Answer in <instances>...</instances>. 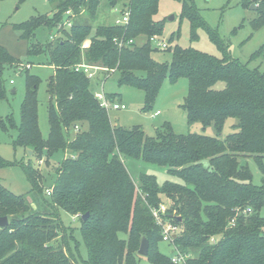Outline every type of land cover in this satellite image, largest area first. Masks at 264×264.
Returning <instances> with one entry per match:
<instances>
[{"label":"trees","instance_id":"obj_1","mask_svg":"<svg viewBox=\"0 0 264 264\" xmlns=\"http://www.w3.org/2000/svg\"><path fill=\"white\" fill-rule=\"evenodd\" d=\"M159 1L49 0L52 13L14 24L28 42V55L45 54L56 68L47 82L48 136H43L39 123L41 78L27 72L20 122L8 117L17 130L14 144L30 148L32 157L36 161L44 157L46 164L59 151L71 153L55 169L51 195L34 161L24 165L29 193L15 194L0 180V216L9 217V225L0 227V264H75L61 211L77 213L82 220L84 264H139L143 236L150 240L147 258L152 264H175L159 248L162 227L153 210L160 209L162 195L171 203L160 214L180 226L173 244L192 255L187 264H264V68L231 58L224 41L202 20L194 0H181L182 16L190 19L193 29L207 27L211 39L225 51L223 57L170 43L171 60L161 62L152 56L156 50L148 41L119 50L116 37L147 40L162 34L163 24L156 18ZM249 1L258 4L259 16L252 25L264 26V0ZM102 4L109 11L128 6L129 24L101 22ZM69 9L76 14L71 29L54 40L33 42L41 27L57 32ZM83 12L91 21L77 18ZM257 59L264 64V44L251 56V61ZM83 62L115 69L121 85L143 90L144 110L154 103L166 79L176 83L187 78L183 107L188 122L214 126L221 133L232 117L235 131L221 139L177 134L165 124L164 130L150 137L138 126H116L95 97L93 81L73 68ZM19 64L21 59L0 44V100L7 97L5 70ZM219 81L225 83L223 88L214 87ZM107 95L113 101L119 97ZM0 123L5 127L1 113ZM84 123L85 129L80 126ZM77 125L80 129L75 131ZM249 157L263 173L261 185L253 183ZM127 159L160 165L177 180L161 184L156 175L141 172L137 185ZM7 164L0 155V167ZM32 199L42 204L41 210L33 207ZM87 212L90 216L84 220Z\"/></svg>","mask_w":264,"mask_h":264},{"label":"rangeland","instance_id":"obj_2","mask_svg":"<svg viewBox=\"0 0 264 264\" xmlns=\"http://www.w3.org/2000/svg\"><path fill=\"white\" fill-rule=\"evenodd\" d=\"M194 4L199 10L204 23L224 41L231 58L244 63L250 62L249 66L251 68L257 66H260L261 69L264 68V64L260 60L251 61L252 54L264 44V26L256 28L251 23L259 16V12L256 10L258 7L257 2L249 0H194ZM52 10L49 0H26L23 3H20L19 0L0 1V44L5 46L15 57L21 59V64L8 66L9 68L5 70L7 97L0 100V113L5 124L4 127L0 123V155L8 163L0 167V180L5 187L15 194H26L31 189V184L24 171V165L28 162H37L39 170L44 174L45 187L53 188L56 179V167L62 159L71 153L70 150L59 151L50 156L48 164H46L44 157L36 161L32 157L33 152L30 153L32 151L30 148L27 151L21 146H15L14 141L17 137V130L10 125L8 118L13 116L17 123L20 122L21 106L26 92V74L27 72L36 74L41 78L38 91L39 123L43 136L47 137L49 134L50 124L47 106L50 96L47 93V82L50 76L56 73V68L48 63L49 60L45 54L28 55V42L20 38V32L14 28V24L24 22L33 15L49 13ZM182 10L183 1L181 0L159 1L156 18L162 22L163 31L158 36L167 41L169 45L174 43L183 49L194 48L219 58L223 57L225 51L211 39L207 27L199 26L193 29L190 19L182 16ZM110 11L103 4L101 5L99 16L101 22L108 24L114 22L117 13ZM80 17L86 21H91V18L86 16L84 12L79 17L77 16L78 19ZM36 33L33 42L41 44L50 40L53 34L46 27L39 28ZM152 56L163 62L170 61L172 54L167 50H156L152 53ZM28 64H31V68H26ZM118 76L119 74L115 71H100L98 79L91 84V89L94 91L103 87L107 94L117 93L119 95L117 100L127 105L126 109L109 110L110 119L116 126L126 128L138 126L150 137H155L158 131L164 130L165 124H169L177 134L198 133L216 136L221 139H225L235 131L233 125L236 123V118L232 117L227 119L221 133H218L214 126H204L200 122H188L187 112L183 107L189 90L187 78H180L176 83H171L166 79L154 103L150 108L144 110L145 92L129 85H121ZM11 80H14V83H11ZM224 86L225 83L219 81L214 87L220 89ZM117 100L115 99V101ZM156 112L159 113L154 115ZM80 126L85 129L88 125L84 123ZM247 160L253 173V183L261 185L263 183L262 171L253 158L249 157ZM241 161L246 162L243 158H241ZM126 162L137 185L139 183L138 176L141 172L156 175L161 184L166 179L177 180L160 165L136 159H127ZM161 197L160 205L165 204L168 209L171 203L170 200L164 195ZM32 204L35 209L41 210L42 204L39 201L32 199ZM74 214L61 211L60 217L69 235L66 241L67 248L74 253L75 264H84L83 258H87V249L79 228L82 220L77 216V213ZM261 214L264 216V207ZM78 243H80V246L76 250L75 246ZM159 248L163 254H171L168 242L161 241ZM139 264L152 263L147 257L140 255Z\"/></svg>","mask_w":264,"mask_h":264},{"label":"built area","instance_id":"obj_3","mask_svg":"<svg viewBox=\"0 0 264 264\" xmlns=\"http://www.w3.org/2000/svg\"><path fill=\"white\" fill-rule=\"evenodd\" d=\"M113 13H117V17L114 18V24L116 25H122V26H127L130 22V16H131V9L128 6H116L112 9ZM76 17L75 12L72 9H69L65 11L64 13V19L62 20L61 23H59L57 27V32L53 33L51 35L50 40H54L59 35H61V31L66 30V29H71L74 25V18ZM142 42H149L152 46L153 49L155 50H167L169 47V43L165 40H162L160 36L158 35H153L149 37V39L145 40L140 38H126L125 36L122 37H116L114 39L115 45L119 50H122L126 47H131L136 44H140ZM26 68H31V64L26 65ZM76 71L84 72L86 76L92 80L96 81L98 79V74L100 71H112L114 72L115 69H110L108 67L98 65V64H87L85 62L83 63H78L74 65L73 67ZM11 83H14V80L10 81ZM95 97L100 101V104L102 107H104L107 111L110 109H126L127 105L123 102H118V101H113L109 99L107 93L101 87L100 90H95L94 91ZM159 112H156L154 115L158 114ZM80 127L77 125L75 128V131H78ZM53 188H47L46 193L48 195L52 194ZM167 209V206L165 204H161L160 209H154L153 213L154 216L157 220V223L161 225L162 227V239L163 241H166L171 244V254L170 258L173 263L175 264H187V260L192 256L190 253H184L176 245L173 244V237L178 233L180 230L179 226L174 224L173 222L169 221L168 219H165L162 217L160 212H165ZM248 211H251L249 209Z\"/></svg>","mask_w":264,"mask_h":264},{"label":"water","instance_id":"obj_4","mask_svg":"<svg viewBox=\"0 0 264 264\" xmlns=\"http://www.w3.org/2000/svg\"><path fill=\"white\" fill-rule=\"evenodd\" d=\"M253 8L256 9V7L254 5H252ZM30 153L32 154V151H30ZM90 216V213L87 212L83 215V219L87 220L88 217ZM179 220H181V217H178ZM9 225V217L8 216H0V227L5 228ZM176 236V235H174ZM149 247H150V240L147 236H143L139 250H138V254L141 256H148L149 253Z\"/></svg>","mask_w":264,"mask_h":264},{"label":"crops","instance_id":"obj_5","mask_svg":"<svg viewBox=\"0 0 264 264\" xmlns=\"http://www.w3.org/2000/svg\"><path fill=\"white\" fill-rule=\"evenodd\" d=\"M54 11H55V10H54ZM52 12H53V10H52L51 12H49V14L52 13ZM116 100H117V98H116ZM117 101H118V100H117ZM118 102H119V101H118ZM120 102H122V101H120Z\"/></svg>","mask_w":264,"mask_h":264}]
</instances>
